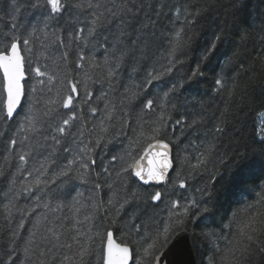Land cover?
Segmentation results:
<instances>
[{
  "label": "snow or ice",
  "instance_id": "obj_1",
  "mask_svg": "<svg viewBox=\"0 0 264 264\" xmlns=\"http://www.w3.org/2000/svg\"><path fill=\"white\" fill-rule=\"evenodd\" d=\"M0 159V264H264V0H0Z\"/></svg>",
  "mask_w": 264,
  "mask_h": 264
},
{
  "label": "trees",
  "instance_id": "obj_2",
  "mask_svg": "<svg viewBox=\"0 0 264 264\" xmlns=\"http://www.w3.org/2000/svg\"><path fill=\"white\" fill-rule=\"evenodd\" d=\"M195 48H196V45H193V49H195ZM198 54L199 53L195 50L191 51L188 64H191V60L195 59V57ZM185 67H187V65H185ZM210 90H211V79L209 78L206 83L200 84L199 87L194 90V92L188 93L187 95L205 96V94L210 93ZM205 98H207V96H205ZM254 121H257V118L250 114L248 117V133L249 134L252 132V127H253ZM179 135H180L179 129H177V131L174 134L170 133V137L172 139H175V137H177ZM181 139H183V138H181ZM126 144H127V142L125 141L124 145H117L115 147H117V149H119L121 147H126ZM171 146L173 148V161H174V169H175V167H176L175 153L177 151V148L181 147L182 145L178 146L176 144H172ZM113 147H114L113 145L109 146L108 154H111ZM106 162L107 161L105 160V163ZM0 163H3L2 159H0ZM98 164H99V161H98ZM221 171H223V168H221ZM170 177H172V173H171ZM200 179L204 180V179H206V176L201 177ZM258 185H264V180H261L258 177H254V178L248 180V182L242 186L241 191L237 192L236 195L228 197L226 200H224L225 209L227 210L229 216L231 215V212L242 210L245 205L255 203L257 201L258 193H259ZM78 187H80L81 189L86 188V186H83V185H78ZM161 187H162V185H161ZM230 189H231V174H229V180H227L225 182L224 187H222L219 190V195L222 198V200L225 196H227V193L229 192ZM6 191H7V185L5 184V182L3 180H0V211H2L3 203L5 202L4 198H3V193ZM220 223H221V220L219 217H217L216 218V224L219 225ZM215 230L219 231V228H216ZM194 249H195L197 262H198V264H200V254L196 251L195 247H194ZM200 249H201V251L207 250L204 243H202L200 245Z\"/></svg>",
  "mask_w": 264,
  "mask_h": 264
},
{
  "label": "water",
  "instance_id": "obj_3",
  "mask_svg": "<svg viewBox=\"0 0 264 264\" xmlns=\"http://www.w3.org/2000/svg\"><path fill=\"white\" fill-rule=\"evenodd\" d=\"M171 147H172V146H171ZM172 155H173V148H172ZM173 169H174V161H173ZM171 173H172V172L170 171V172H169V177H170ZM185 258H186V259L194 260V261H195V264H198V262H197V258H196V254H195L194 246L191 247V256H190V257L186 256Z\"/></svg>",
  "mask_w": 264,
  "mask_h": 264
}]
</instances>
